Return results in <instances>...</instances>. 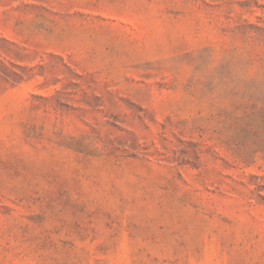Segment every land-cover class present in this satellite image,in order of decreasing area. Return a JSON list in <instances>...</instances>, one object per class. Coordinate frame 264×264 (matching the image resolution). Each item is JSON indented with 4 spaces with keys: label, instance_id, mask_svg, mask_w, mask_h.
I'll list each match as a JSON object with an SVG mask.
<instances>
[{
    "label": "rangeland",
    "instance_id": "1",
    "mask_svg": "<svg viewBox=\"0 0 264 264\" xmlns=\"http://www.w3.org/2000/svg\"><path fill=\"white\" fill-rule=\"evenodd\" d=\"M0 264H264V0H0Z\"/></svg>",
    "mask_w": 264,
    "mask_h": 264
}]
</instances>
